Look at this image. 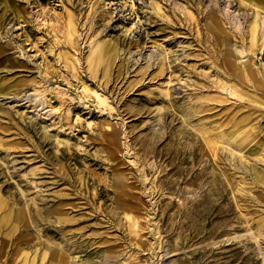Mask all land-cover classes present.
<instances>
[{"label": "rangeland", "instance_id": "1", "mask_svg": "<svg viewBox=\"0 0 264 264\" xmlns=\"http://www.w3.org/2000/svg\"><path fill=\"white\" fill-rule=\"evenodd\" d=\"M10 2L0 0V84L9 88L0 93V197L14 211L29 204L34 222L21 223L5 248L10 226H2L0 264H20L23 252H37L42 264L45 250L50 264L57 247L73 249L70 264H264V227L258 229V215L249 225L243 214L260 212L264 203L236 198L227 176L229 145L220 142L218 154L208 155L190 123L223 120L236 100L230 92L226 100H208L212 109L193 113L197 97L221 92L209 84L219 52L210 13L238 32L255 5ZM103 40L118 46L109 77L102 65L96 72L90 67L92 48ZM249 56L264 66L261 49ZM239 103L241 116L250 103ZM106 121L117 133L114 150L104 137ZM118 171L136 186L135 204L133 197L127 207L117 200ZM60 203L73 220L59 221ZM132 213L144 226L141 239L131 231Z\"/></svg>", "mask_w": 264, "mask_h": 264}, {"label": "bare ground", "instance_id": "2", "mask_svg": "<svg viewBox=\"0 0 264 264\" xmlns=\"http://www.w3.org/2000/svg\"><path fill=\"white\" fill-rule=\"evenodd\" d=\"M248 3L254 4L256 10L254 9V12H252V18L248 25L243 28L236 26L238 32L235 29L228 28L224 18L218 13L213 11L210 13L207 25L212 35L215 36L214 44H216V49L219 52L216 59L213 60L217 76L212 82L209 81V84L215 86L221 92L218 95L205 94L197 97L201 103L194 106L193 113L196 115L204 110L212 109L213 106L208 104V100H226L230 92L236 97V100L233 101L232 107H227L228 114L225 119L218 121L206 116L195 122L190 121V123L198 132L201 146L208 155L218 154L220 142H227L229 145L228 153L225 154L231 163L232 170L229 171L227 176L236 198L253 201L254 203H260V201L264 203V126L261 124L264 119V66H259L249 56L250 52H255L258 49L264 51V0H250V2L249 0H240L241 5H248ZM13 5L16 7L14 3ZM155 8L161 7L158 3H155ZM192 16L194 15L192 14ZM71 24L72 20L70 18L68 28L71 27ZM66 34L71 37L72 33L68 29ZM234 38H237L236 40L241 43H235ZM152 44L160 46L162 42L159 41L158 37H152ZM117 47L116 42L111 40L99 41L92 48L89 57L90 67L96 72L99 66L102 65L105 76L109 77L118 57ZM66 53L69 54V51H66ZM219 60L223 61L220 62ZM8 90L9 88L3 81L0 84V93L8 92ZM240 99L248 100L250 103L247 113L241 116L240 112L245 104H240ZM100 100L104 102V99ZM210 121L213 123L209 124ZM102 127L104 137L114 150L115 145L118 144V137L117 133L114 134L108 130L113 128L112 122H103ZM239 171L244 172V175L241 174L238 177L237 172ZM116 176L119 179L115 183L118 191L117 200L127 207L126 205H131L130 200L133 197L135 199L133 204H135L138 197L132 190L136 186L130 185L131 183L127 181L126 177L128 176L125 175V172L118 171ZM136 205H139V203ZM2 209H4V214L0 220V229L2 226H5V228L10 226L3 238L2 244L5 248V244L9 242L10 237L21 226V223L30 225L34 222V218L29 204L14 211L13 207L8 206V201L0 197V211ZM54 212L57 214L59 221L73 220L69 213L64 210L62 203L54 207ZM243 214L249 225H251L250 220L255 219V216L258 215L257 227L258 229L264 227V208L260 212L255 211L252 215L248 210ZM129 217L132 222L131 231L134 234L133 236H139L141 239L144 226L138 218L139 215L132 213ZM258 234L263 235V232L259 230ZM48 252L45 250L40 255L42 264H46L45 260ZM71 252H73L72 248H54L50 264H70V259L73 258ZM37 256V252L33 256H30L29 252H23L20 264H38ZM5 264H8V262H5ZM89 264L91 263L89 262Z\"/></svg>", "mask_w": 264, "mask_h": 264}]
</instances>
